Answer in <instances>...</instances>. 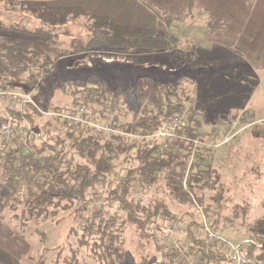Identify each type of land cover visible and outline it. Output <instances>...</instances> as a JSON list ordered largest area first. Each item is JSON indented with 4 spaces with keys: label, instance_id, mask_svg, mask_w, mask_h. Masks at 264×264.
<instances>
[{
    "label": "rangeland",
    "instance_id": "obj_1",
    "mask_svg": "<svg viewBox=\"0 0 264 264\" xmlns=\"http://www.w3.org/2000/svg\"><path fill=\"white\" fill-rule=\"evenodd\" d=\"M138 1L134 3L136 11L129 0L114 4L109 10L113 21L117 22L114 14L119 7L118 10L125 14V22H138L135 29L167 33L173 24V10L169 7L181 2L177 19H184L187 25L185 30L182 24L181 34L186 38L201 34L216 37L220 46L209 54L216 61H201L191 55L194 51L188 49L196 47L195 39L183 38L174 50L172 47L165 52L131 56L91 48L70 51L66 57L46 65L37 80L30 82L25 76L20 84H6V88L29 94L35 107L49 113L72 107V90L64 93L61 89L64 81L100 79L108 88L121 94L117 124L125 126L145 112L144 106L128 94L127 89L138 77L147 76L158 90L173 95L172 101L182 102L186 112L195 114L196 120L198 117L197 140L202 143L198 153L204 155V163L218 176V182L196 190L192 206L174 201L162 179L152 188H142L133 182L130 198L137 206L145 204L147 199H159L180 223L170 221L161 225L159 222L163 226L160 242L125 225L122 235L124 260L119 264H161L165 252L186 243V225L190 223L195 224L192 228L194 237L205 242L204 229H208L228 242L250 240L256 248H261L252 237L253 225L264 220V0ZM163 1L165 10L159 6ZM144 6H150L158 13L146 11ZM25 9L29 8L0 2V19L5 29L0 31L3 38L17 41L32 36H49L68 43L67 33L76 45L86 42L85 27L92 10L79 9L68 16L66 26L51 30L34 21ZM166 9L170 14L165 16ZM107 10L103 11L107 13ZM159 17L164 18V22ZM6 105H0V116L8 112ZM31 126L42 135V139L44 130L62 139L68 130L62 123L45 115L36 116ZM77 133L86 135L88 132L81 130ZM133 134L139 135V139L132 140L135 142L143 140L146 135ZM67 149L66 146L64 150ZM0 152L5 153L1 143ZM108 166L110 179L113 182L120 180L128 168L137 166L134 151L110 157ZM5 178L0 169V189ZM26 195V185L21 183L15 194V210L5 209L0 213V264H64L74 253L81 264H98L89 257L86 248H79V227L91 214L116 215L121 221L116 206L104 201L103 191L99 202L91 209L79 214L73 210L57 211L55 217L48 214L41 219L22 218ZM71 229L77 234L69 235ZM206 246L221 254L220 244L208 241ZM220 264L231 262L225 259Z\"/></svg>",
    "mask_w": 264,
    "mask_h": 264
},
{
    "label": "trees",
    "instance_id": "obj_2",
    "mask_svg": "<svg viewBox=\"0 0 264 264\" xmlns=\"http://www.w3.org/2000/svg\"><path fill=\"white\" fill-rule=\"evenodd\" d=\"M0 2L5 3V0ZM20 5L29 8L25 11L34 21L51 30L63 28L68 23V16L80 11L71 7L55 10L44 5L33 8L30 4ZM148 8L153 10L150 6ZM88 21L89 24L85 27L86 42L79 45L74 44L67 33L65 38L68 43L49 36H32L26 40L10 41L0 34V86L7 89L6 84L18 85L25 76L28 81L33 82L39 78L40 71L46 70V65L66 57L70 51L94 48L131 56L137 53L165 52L175 44V40L169 35L126 30L109 17L90 15ZM2 30L5 29L0 19V31ZM79 81L77 78L66 80L61 87L64 93L72 90V107L82 105L101 114H112L115 126L127 133L146 134L155 130L162 120L182 117L187 122L186 135L198 139L199 122L195 119V114L186 112L182 102L172 101L173 95L158 90L147 76L138 77L127 89V93L144 106L145 112L125 126L117 124L118 101L121 97L119 92L108 88L100 79ZM5 108L12 122H19L24 117L33 124L36 116L41 115L31 105L18 109L17 106L7 104ZM53 120L68 129L64 139L44 130L43 139L30 143L27 148L21 147L17 142L8 150L2 147L5 153L0 152V169L6 178L0 189V213L5 209L15 210V194L21 183L27 188L22 211L24 219L25 216L27 219L46 218L48 214L55 217L57 211L73 210L79 214L99 202L103 191L104 201L108 205L116 206L121 221L119 222L116 215L107 214L102 217L91 214L79 227V248H86L89 257L98 264H119L124 260L125 243L122 235L125 225L132 226L143 236L153 239L154 231L163 230L159 222L161 225L170 221L180 223L159 199H147L145 204L137 206L130 198L133 182L142 188H152L162 179L166 191L174 201L190 206L193 205L192 199L196 190L218 182V176L204 163L203 154L197 152L189 164L188 144L180 143L165 152L155 140L143 139L135 142L120 136L107 138L102 132L72 128L63 121ZM81 130L88 133L78 134ZM66 146L68 149L64 150ZM130 151H134L137 166L128 168L120 180L113 182L109 177L108 160L117 154H128ZM194 225H186V243L165 252L161 264H183L189 258L204 264H220L225 260L221 254L208 248L205 240L194 237ZM262 231L264 220L253 225L252 239L261 247L249 248L254 264L264 262ZM71 234L76 235L77 232L71 229L69 235ZM64 264L81 263L74 253Z\"/></svg>",
    "mask_w": 264,
    "mask_h": 264
},
{
    "label": "built area",
    "instance_id": "obj_3",
    "mask_svg": "<svg viewBox=\"0 0 264 264\" xmlns=\"http://www.w3.org/2000/svg\"><path fill=\"white\" fill-rule=\"evenodd\" d=\"M3 103L12 104L14 106L18 105L20 108L31 105L41 115L63 121L72 128L91 129L97 132H102L105 136H120L131 141L139 139L138 134L127 133L116 127L114 116L112 114H101L98 111L86 108L82 105L45 113L33 105V101L29 94L5 89L0 86V104ZM186 129L187 124L185 120L182 117L176 116L162 120L161 124L154 131L144 135L143 138L157 141L165 152L170 151L180 143L188 144L190 146L189 164H191L202 143L197 139L188 137L186 135ZM41 139L42 135L39 132H36L24 117H22L19 122H12L11 117L8 115L0 118V141H2L1 145L5 150L14 147L15 142L21 145V147L27 148L30 143L39 142ZM168 226L171 227L172 225L170 224ZM204 231L207 237L205 242L206 245L208 241L220 244L221 255L229 260L231 264H254V259L251 256L249 249L250 246H255L253 241L244 240L232 243L216 237L208 229H204ZM160 233L161 232L154 231V237L158 242H160ZM186 261V264H204L199 260L187 259Z\"/></svg>",
    "mask_w": 264,
    "mask_h": 264
},
{
    "label": "crops",
    "instance_id": "obj_4",
    "mask_svg": "<svg viewBox=\"0 0 264 264\" xmlns=\"http://www.w3.org/2000/svg\"><path fill=\"white\" fill-rule=\"evenodd\" d=\"M121 1H123V0H5V3L6 4H7V2L16 3V4L17 3H19V4L25 3V4H30L31 6H34V7L44 5V6H47L49 8H53V9L71 7V8H78L81 10H83V9L92 10V12H95V13L91 12L89 14H92V15L94 14L95 16H105V17H109L113 20V18H112L113 14L110 13L109 10H112V8L114 7V4H117ZM129 2H132L133 9L136 11L137 7H135L134 3H139V1L138 0H129ZM163 3H164V1L159 5L160 7L162 6V8L164 7ZM180 5H182L181 2L176 3V4L169 7V9L173 10V11H171V12H173V14H172L173 24L170 27L169 31H167V33L161 32L158 30H154V29H146V30H142L143 28H141V30L135 29L134 26H136L138 24V22L135 20H132V23L130 21H128V23L125 22L123 20L125 14L118 10L119 7L117 8V12H115V14H114V16L117 18V22H115V21L114 22L126 30L169 35L170 37H172L175 40V44L173 45V48H172L173 50H174L176 45H178V44L180 45V42L183 40V38H184V40L185 39L186 40L195 39L196 47L192 48V49H188V51H194V54L191 53V55H194L197 60H201V61H205L206 59L209 60L208 62H210V60L216 61L214 57L209 55L210 53H213V51H216V49L220 46L217 43L218 39H216V37L214 38V37L209 36V35L201 34V35L196 36L195 38L193 36H189L188 38H186V37H184V36H186L185 34L184 35L181 34L182 24L185 26V30H187V25H186L184 19L183 20L177 19L178 9H181ZM145 8H146V11H148V12L153 11L155 13H158L157 10L154 8H153V10L150 8H147V7H145ZM104 9H108L107 13L103 11ZM163 10H165V9L163 8ZM169 14L170 13H169L168 9H166L165 16L169 15ZM159 18L162 21L164 19L161 17H159ZM178 51H180V50H178ZM181 54H183L182 51H181ZM199 65H200V63H199ZM173 69H175V68H173ZM3 115L0 116V118L5 117L6 115L9 116V113L6 112V114H3ZM196 117H197V115H196ZM197 120H199L198 117H197Z\"/></svg>",
    "mask_w": 264,
    "mask_h": 264
}]
</instances>
